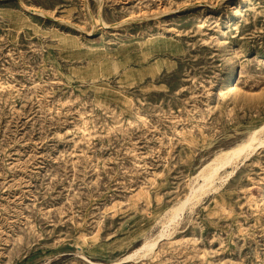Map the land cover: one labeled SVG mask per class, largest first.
Listing matches in <instances>:
<instances>
[{
  "label": "rangeland",
  "instance_id": "obj_1",
  "mask_svg": "<svg viewBox=\"0 0 264 264\" xmlns=\"http://www.w3.org/2000/svg\"><path fill=\"white\" fill-rule=\"evenodd\" d=\"M0 264H264V0H0Z\"/></svg>",
  "mask_w": 264,
  "mask_h": 264
},
{
  "label": "bare ground",
  "instance_id": "obj_2",
  "mask_svg": "<svg viewBox=\"0 0 264 264\" xmlns=\"http://www.w3.org/2000/svg\"><path fill=\"white\" fill-rule=\"evenodd\" d=\"M119 24V23H118ZM253 141H255V138H252L251 140H250V142H249V144L248 145H245V146H241L240 148L238 147V149H236V150H232L233 151V154L234 155H236V154H239V153H241L242 151H244L245 149H248L250 146H251V144H252V142ZM234 149V148H233ZM232 151H231V153H232ZM219 152V151H218ZM247 152V151H246ZM229 155V154H228ZM240 155V154H239ZM227 156V155H226ZM231 156H232V154H231ZM229 158V157H228ZM227 160H229L230 161V159H227ZM223 161V160H222ZM227 164V163H226ZM220 164H218V165H216V166H219ZM219 167H223L222 165L221 166H219ZM218 168V167H217ZM216 168V169H217ZM215 169V168H214ZM219 169V168H218ZM218 171V170H217ZM214 174H215V172H211V174H209L210 176L208 177V175L206 176L209 180H211L212 179V177L214 176ZM198 177V176H197ZM205 177V178H206ZM216 183V182H215ZM212 184V183H211ZM206 186V185H205ZM201 189V188H200ZM199 189V190H200ZM197 191H198V189H197ZM211 191V190H210ZM217 191V190H216ZM189 198V197H188ZM186 204H187V202H186ZM185 209V207L183 208V210ZM177 210V209H176ZM149 244V243H148ZM147 244V245H148ZM151 244V243H150ZM146 247V246H145ZM154 247H155V245H154ZM148 254V253H147ZM139 256V255H138ZM131 257V256H130ZM136 258V257H135Z\"/></svg>",
  "mask_w": 264,
  "mask_h": 264
}]
</instances>
